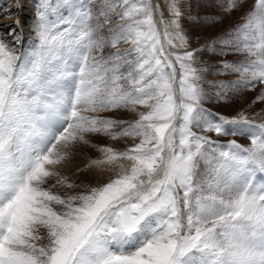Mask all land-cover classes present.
I'll return each instance as SVG.
<instances>
[{
  "label": "snow or ice",
  "instance_id": "snow-or-ice-1",
  "mask_svg": "<svg viewBox=\"0 0 264 264\" xmlns=\"http://www.w3.org/2000/svg\"><path fill=\"white\" fill-rule=\"evenodd\" d=\"M93 3L38 0L34 40L19 19L0 32V264H264V122L204 107L199 56L244 55L218 62L241 79L215 102L259 88L248 108L264 105V0L219 50L191 46L180 0L167 18L151 0Z\"/></svg>",
  "mask_w": 264,
  "mask_h": 264
},
{
  "label": "rangeland",
  "instance_id": "rangeland-1",
  "mask_svg": "<svg viewBox=\"0 0 264 264\" xmlns=\"http://www.w3.org/2000/svg\"><path fill=\"white\" fill-rule=\"evenodd\" d=\"M33 1L34 4L36 3L33 6V10L35 11V9L38 7V0ZM187 2L189 4H191L192 2L190 8L194 15L189 16V20H186V22L184 23L187 24L186 27L189 29V33L194 34V47L203 46L205 49H207L208 45H212V47L219 50L225 47V45L221 43V41L235 39L234 30L243 25L244 16L250 10L252 4L254 3V0H236V4L234 5L233 11L227 15L223 14L222 10L218 6H216L215 0H187L186 3ZM227 2L232 3V0H227ZM242 5L244 6L242 7ZM99 6V2L94 0V3L92 4L93 9ZM183 20L185 19H182V21ZM92 23L95 24V21H92ZM22 24L25 25L24 23ZM189 33H187V35H189ZM97 35L108 36L109 33L107 27L101 29L97 33ZM31 39H35L33 32L31 34ZM109 51L113 50L106 49L105 53L107 54ZM199 56L203 62L202 66L207 69V71L203 73L201 88L203 92L208 97H210L209 100L205 101L204 107L206 109H210L213 112H217L221 115H225L228 117L236 115V112L233 113L234 107H236L238 111L247 109L245 111V115L249 119H255L256 123L264 122V112H261V108L264 107V105H256L252 108H248V105L251 103V101L254 99L255 95L259 91V88L258 90L253 91H229V101L226 102L225 100L221 99L219 100V102H215V97L217 93L227 91L226 89H222L221 87H219V85L232 84L241 79L239 73L226 72L224 69H222V67L219 66L218 62L221 60H227L232 63H240L244 61V55L240 53H232L224 57H219L212 51L204 50L199 53ZM257 113H260V115H257ZM121 118L130 121L137 117H135V114L125 111L122 114ZM228 139H235L238 143L242 144L243 146H246V142L249 141L247 138L245 139L242 136H233V138L229 136L221 142H227ZM96 142L102 145L111 144L118 150H124L128 145L138 141L121 140L119 142H112L105 138H101ZM95 155L98 154H95L94 152L88 150L78 152L76 154L75 161L71 165L72 167L68 166V168L65 169V172L68 173L69 169L75 167L77 164L83 166V163L87 160L89 156ZM201 167L204 168L205 165L202 164ZM109 175H111V173H98L97 177L99 178H95L101 180V182H106L107 177Z\"/></svg>",
  "mask_w": 264,
  "mask_h": 264
},
{
  "label": "bare ground",
  "instance_id": "bare-ground-1",
  "mask_svg": "<svg viewBox=\"0 0 264 264\" xmlns=\"http://www.w3.org/2000/svg\"><path fill=\"white\" fill-rule=\"evenodd\" d=\"M95 1L99 2V5H100L101 0H95ZM186 1L187 0H180L179 7L181 8L184 14L183 19L185 20L181 22L184 27L185 33L187 34L189 33V29L186 27L187 24H185L184 22H186V20H189V16L194 15V14L190 8V5L192 4V2L191 4H189L188 2L186 3ZM33 2H34L33 0H0V32L5 33L6 35L8 28L14 27L15 26L14 21L19 19L25 25L22 24L21 28L18 30L23 32L25 40H28L29 38H31L32 30L28 26L33 23V16H34L33 6L36 4V3L34 4ZM151 2L154 6H157V5L159 6V10L164 13L166 18L170 15L169 5L171 3V0H151ZM243 6L244 5H242V7ZM9 12H11L12 15L10 16V18L5 19V14ZM188 36H189V42L191 46L194 47L195 45L194 34L189 33ZM122 47H127V45H124ZM256 90H258V88ZM237 111L238 109L234 107L233 113L235 112L237 113ZM248 144H249V141L246 142V146ZM92 182L93 183H96V182L104 183V182H101V180L96 179V178L93 179Z\"/></svg>",
  "mask_w": 264,
  "mask_h": 264
}]
</instances>
